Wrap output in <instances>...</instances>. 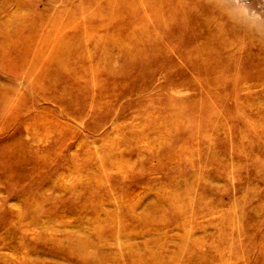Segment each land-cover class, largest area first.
I'll return each instance as SVG.
<instances>
[{
    "label": "rangeland",
    "instance_id": "obj_1",
    "mask_svg": "<svg viewBox=\"0 0 264 264\" xmlns=\"http://www.w3.org/2000/svg\"><path fill=\"white\" fill-rule=\"evenodd\" d=\"M0 264H264V0H0Z\"/></svg>",
    "mask_w": 264,
    "mask_h": 264
}]
</instances>
